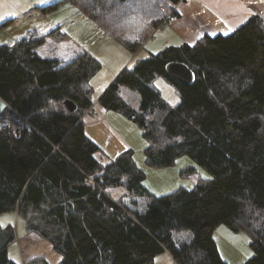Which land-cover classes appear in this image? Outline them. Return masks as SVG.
<instances>
[{
    "label": "trees",
    "instance_id": "16d2710c",
    "mask_svg": "<svg viewBox=\"0 0 264 264\" xmlns=\"http://www.w3.org/2000/svg\"><path fill=\"white\" fill-rule=\"evenodd\" d=\"M62 1L135 51L183 0ZM49 35L66 37L55 28L0 44V215L16 212L61 255L59 264H153L166 250L174 264H229L213 238L220 224L247 235L252 255L242 264H264V21L253 15L230 34L164 47L123 68L99 95L106 110L139 126L148 165L186 155L210 173L162 195L145 187L131 148L109 158L87 137L83 115L95 100L90 79L100 63L86 50L66 62L39 56ZM170 60L190 66L195 81L169 77ZM160 75L177 89L176 105L153 87ZM121 86L139 93L138 108ZM115 186L128 200L109 191ZM137 199L146 200L141 210L129 205ZM15 240L14 225H0V264H17L8 253ZM24 264L48 263L37 256Z\"/></svg>",
    "mask_w": 264,
    "mask_h": 264
},
{
    "label": "crops",
    "instance_id": "0c3cea01",
    "mask_svg": "<svg viewBox=\"0 0 264 264\" xmlns=\"http://www.w3.org/2000/svg\"><path fill=\"white\" fill-rule=\"evenodd\" d=\"M56 2L58 4L55 8H48L50 4ZM68 4V1L62 0H0V29L9 28L18 21L28 24L25 33L36 31L45 34L59 28L60 32L66 35L65 39L58 40L53 35H49L44 44L37 48L38 55L43 58L66 62L81 50L92 54L90 48L82 46V43L79 44L81 34L77 36V33L81 30L83 22V19H79L81 11L77 6L70 7ZM174 10V18L156 28H165L168 40L177 39L179 42L174 46L182 43L192 45L203 35L230 34L253 15L259 16L264 21V0H183L175 5ZM70 12L71 14L68 15ZM70 16L71 23L68 20ZM18 38L19 36L16 40ZM71 40L79 44V47L77 45L71 47L69 58H63L67 56L59 53L58 48L61 46L68 48ZM102 91L95 92L97 95L90 110L83 115L85 133L109 158H114L133 146L128 138L115 128V119H119V115L115 113L118 112L106 110L98 102ZM5 105L6 103L0 99V106L5 108ZM125 200H128V197ZM7 224H13L16 233V240L8 251L11 260L17 264H24L30 258L41 256L48 264H59L61 255L52 248L49 241L33 232H28L24 219L16 212L0 215V225ZM224 225H218L213 234L219 253L229 264H242L252 255L248 238L243 232L234 230L233 232ZM153 264H174V261L166 250L154 257Z\"/></svg>",
    "mask_w": 264,
    "mask_h": 264
},
{
    "label": "rangeland",
    "instance_id": "374dc122",
    "mask_svg": "<svg viewBox=\"0 0 264 264\" xmlns=\"http://www.w3.org/2000/svg\"><path fill=\"white\" fill-rule=\"evenodd\" d=\"M68 3L70 7L77 6L74 2L72 3L68 1ZM70 14L71 12L68 13V15ZM79 14L81 15V18L79 19H83L81 30L77 33V36L81 34L79 37V44L82 43V46L90 48L93 56L100 63V67L90 79V83L94 86L97 92L104 90L106 86L109 85L110 82L117 76V74L126 66L131 67L137 60L148 57L150 53L156 54L158 51L163 49L164 46H174L179 42L174 38L168 40L165 35V28H158L155 29L146 40L144 37L141 38L142 40L139 39V42L141 41L139 48L135 51H131L123 45L120 39L113 37L112 34L101 27L99 23H95L93 20H91V18L82 12H79ZM71 18L72 17L70 16L68 19L69 23L72 22ZM79 19H77V21H80ZM27 26V23L18 21L9 28H1L0 44H13L18 36L20 37L21 35L23 36L25 34ZM130 36V39L134 38L135 40V38H137L133 33ZM74 40H71L70 45L68 44L69 49L65 46L58 48L59 53L67 56L63 58H69L68 55L71 54V47H75L76 45L79 47V44L73 42ZM152 85L171 105H176L179 102L177 89L175 88L174 84H172V82L166 79V77L161 75L155 77ZM119 92L122 98L128 104L134 108L139 107L141 98L137 91L121 86ZM96 95L97 94L95 93L94 96L96 97ZM0 109L1 114V112L4 110V106H0ZM115 114L119 115V119H115V122L117 123H115V128L117 131H120L124 136H126L129 142L132 144L133 147L131 148H133L132 150L134 159L138 166H140L145 173L144 185L151 193L155 195H162L172 192L180 187L190 188L199 177L210 176V173L206 169L194 163L186 155L178 157L176 162L170 166L153 167L148 165L145 162L143 154V148L146 144V141L142 136L141 129L135 122L129 120L120 112ZM190 166H194L197 171L193 174H189L188 169ZM109 191H113V195L116 197L125 198V190L123 186L111 187ZM117 192L119 193L118 195ZM145 204L146 200L137 199L136 204L129 205L132 209L141 210L145 207ZM6 213H4V215H6ZM224 227L227 226L224 225ZM187 234L188 232L186 231L177 232L175 233V238H184L187 236ZM243 235L247 237L245 233ZM247 240L249 243V239Z\"/></svg>",
    "mask_w": 264,
    "mask_h": 264
},
{
    "label": "water",
    "instance_id": "95a60500",
    "mask_svg": "<svg viewBox=\"0 0 264 264\" xmlns=\"http://www.w3.org/2000/svg\"><path fill=\"white\" fill-rule=\"evenodd\" d=\"M164 68L167 75L177 81L185 84H192L195 81L196 75L194 70L182 61H167ZM63 103L71 112L76 108L75 103L70 99H65Z\"/></svg>",
    "mask_w": 264,
    "mask_h": 264
},
{
    "label": "built area",
    "instance_id": "2783aa9c",
    "mask_svg": "<svg viewBox=\"0 0 264 264\" xmlns=\"http://www.w3.org/2000/svg\"><path fill=\"white\" fill-rule=\"evenodd\" d=\"M173 18H174V14H173V13H169V14H167V15L165 16L163 22H162L160 25H164L165 21L171 20V19H173ZM160 25H159V26H160ZM148 37H149V36L144 37V39L146 40ZM7 122H8V121H7ZM21 124H22L23 126H26L27 128H30V125L28 124V122H27L25 119H22V120H21Z\"/></svg>",
    "mask_w": 264,
    "mask_h": 264
},
{
    "label": "snow or ice",
    "instance_id": "6c2138e0",
    "mask_svg": "<svg viewBox=\"0 0 264 264\" xmlns=\"http://www.w3.org/2000/svg\"><path fill=\"white\" fill-rule=\"evenodd\" d=\"M206 179H209V177H205ZM249 255H251V253H249Z\"/></svg>",
    "mask_w": 264,
    "mask_h": 264
}]
</instances>
